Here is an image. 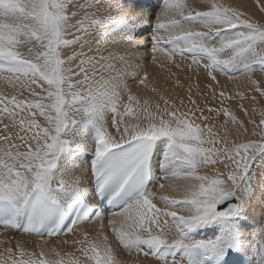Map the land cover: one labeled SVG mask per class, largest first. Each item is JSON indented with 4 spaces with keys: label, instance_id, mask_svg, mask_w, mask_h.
Returning a JSON list of instances; mask_svg holds the SVG:
<instances>
[{
    "label": "snow or ice",
    "instance_id": "1",
    "mask_svg": "<svg viewBox=\"0 0 264 264\" xmlns=\"http://www.w3.org/2000/svg\"><path fill=\"white\" fill-rule=\"evenodd\" d=\"M149 51L207 91L162 89ZM256 73L264 22L224 0H0V229L42 241L0 240V264H264Z\"/></svg>",
    "mask_w": 264,
    "mask_h": 264
},
{
    "label": "bare ground",
    "instance_id": "2",
    "mask_svg": "<svg viewBox=\"0 0 264 264\" xmlns=\"http://www.w3.org/2000/svg\"><path fill=\"white\" fill-rule=\"evenodd\" d=\"M225 3H230L233 5H239L242 6V10H247L249 13L254 14V18L256 19H260L261 22H264V15H261L257 9V7L255 6L254 0H224ZM109 49H111V45L108 46ZM146 50H150V43L145 45V47H142L140 49L141 52H145ZM158 55V62L157 64H153L151 62V56H150V51L149 54L147 56H145V59L143 61L144 66L147 68V70L149 71V73L151 74V77L153 79H155L157 81V83L159 84V86L162 89H165L168 93L171 94H175V93H179L180 96L185 98V103H187V90H188V86L191 85L192 87V91L195 94L198 91V87L199 86V90L201 91H207L206 89V85L210 82L209 79L205 76L203 70H200L199 72V76L197 77L196 75H193V71L187 69L186 65L188 63H190V60H182L181 58H176V62L177 63H181L182 66H184L183 71L181 70H177L174 66L171 68V70L173 72H177L178 77L181 79L182 82V87H175L173 81L176 79V77H172L171 79H169V73L166 70L167 67L169 66V62H167L164 57L160 54ZM164 64L165 68L162 69L161 67H159V64ZM134 69H129L128 71L131 72ZM261 79H264V75H260ZM189 77H191V79H189ZM217 79L220 81V85L217 87L215 85H213L214 87H216L217 93H219V91L221 89H224L227 93L232 94L235 93L237 91H243L245 90L246 84L241 83L240 81H237L236 79H229L228 76H224L221 75L219 73H217ZM126 81L128 83V85L130 87L133 88L134 91L139 92L140 90L136 88V84L135 81L133 80V78L129 75L126 77ZM229 82H232V87L231 84L230 86L228 85ZM3 85H0V87H2ZM142 87V86H141ZM194 99H198L200 101L203 100V97H197L194 95L193 97ZM264 101V97H258V102L254 105V107H258V104H263L262 102ZM209 103L211 106L213 107H219V103L218 101H212L210 98V94H209ZM241 103V101L239 100H233V101H226V105L228 107H230V109H232L239 118L241 119H247L248 117H246L243 113V111L239 108V104ZM243 104L245 105L246 108H248L249 110H251L253 108V105L249 103L248 100H244ZM264 106V105H263ZM262 108V106H261ZM264 108V107H263ZM256 113H258L256 111ZM258 117V114L256 115V118ZM213 119H216L215 114H213ZM223 117L221 116L219 119L216 120L217 123H222L223 122ZM259 119V118H257ZM204 171V170H202ZM167 183H176V184H182L185 183L184 181H166ZM166 194L169 195H173L174 193H172L171 191H167ZM257 204L259 205V201H257ZM256 215L257 218H259L260 215V208L257 207V211H256ZM98 226V222H96L95 224H93L91 227L95 228ZM11 237L12 238V246H15L16 240H23L25 242H27L28 246H32L34 244H36L37 242H42L40 240V238L38 237H33V236H27V235H23V236H18L15 235L14 232L9 231L7 234H5L3 229H0V240H6L7 238ZM74 237L72 235H68V236H64V237H60L59 240L63 241L65 239L71 241ZM49 240V244L53 243V239L50 238H45ZM5 245L0 244V248H3ZM64 248H69L70 249V245H61Z\"/></svg>",
    "mask_w": 264,
    "mask_h": 264
},
{
    "label": "rangeland",
    "instance_id": "3",
    "mask_svg": "<svg viewBox=\"0 0 264 264\" xmlns=\"http://www.w3.org/2000/svg\"><path fill=\"white\" fill-rule=\"evenodd\" d=\"M260 75H264V74H260V73H256L255 74V76L257 77V78H259V77H261ZM237 80V79H236ZM237 81H240L241 83H243V84H246V81L244 80V78L243 77H240ZM230 84H231V86H230ZM228 85L230 86V87H232V82H229L228 83ZM248 95H251V93H248ZM257 96H258V94H257ZM259 97V96H258ZM263 104L261 105V104H258V107H255L256 108V111L259 113V111L261 110V109H264L263 107V105H264V101L262 102ZM261 106H262V108H261ZM257 113V114H258ZM257 118H259V116L257 117Z\"/></svg>",
    "mask_w": 264,
    "mask_h": 264
}]
</instances>
